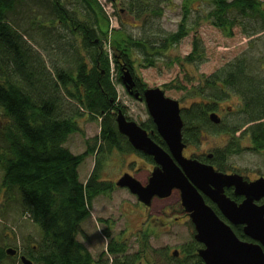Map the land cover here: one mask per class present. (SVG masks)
Wrapping results in <instances>:
<instances>
[{
    "label": "trees",
    "instance_id": "trees-1",
    "mask_svg": "<svg viewBox=\"0 0 264 264\" xmlns=\"http://www.w3.org/2000/svg\"><path fill=\"white\" fill-rule=\"evenodd\" d=\"M185 1L177 30L166 32L152 21L163 16L171 0H121L122 12L141 20L145 28L138 36L112 29L110 38V19L99 0H0V109L6 119L0 127L1 187L7 198L19 201L21 214L38 228L40 237L28 241L24 250L33 264L141 262L147 240L142 250L131 253L126 240L105 230L106 249L95 257L79 239L85 234L82 223L92 216L94 200L114 190V183L102 178L110 154L136 152L155 163L118 130L117 111L126 114L117 90L122 69H130L135 76L138 62L153 65L157 57L164 59V53L180 44L200 20L227 36L237 26L246 37L262 35L258 41L250 40L249 50L191 88L200 100L182 106L184 142L199 146L211 133L226 135L225 145L197 158L227 173H234L228 163L234 155L251 149L264 156V0H196L200 4L195 24L190 21L193 0ZM113 3L119 5L118 0ZM108 40L112 57L106 49ZM55 46L61 54L52 57L49 48ZM204 61L199 38L186 57L169 59L170 65ZM135 80L143 92L148 85L139 77ZM233 96L239 98L237 109L222 117L220 124L213 123L209 114ZM82 118L99 120L101 129L87 139L83 153L75 154L65 143L72 134L86 135ZM140 125L167 148L151 117ZM92 155L93 170L82 182L79 167ZM227 193L236 201L242 199L230 189ZM234 230L242 234V228ZM200 247L196 240L188 243L182 255H172L168 264H205L198 254ZM6 250L0 247V264L4 258H13Z\"/></svg>",
    "mask_w": 264,
    "mask_h": 264
},
{
    "label": "rangeland",
    "instance_id": "rangeland-1",
    "mask_svg": "<svg viewBox=\"0 0 264 264\" xmlns=\"http://www.w3.org/2000/svg\"><path fill=\"white\" fill-rule=\"evenodd\" d=\"M99 1L109 16L110 31L121 28L126 33L138 36L145 28L141 20H134L127 15L126 11L122 12L124 7L120 3L121 0H118L119 5H114L115 3H111L110 0ZM171 3L165 6V13L160 19L152 21L166 32L177 30L182 17L183 4L186 1L171 0ZM199 4V1H192L191 23L195 24ZM148 30L153 31L150 27ZM114 31H111L110 38L113 37ZM261 35L260 33L252 38L246 37L242 28L237 26L234 27L233 35L227 36L221 29L206 20H200L199 25H196L180 44L172 47L169 53H164V59L157 57L153 65H147V63L141 65L138 62L134 72L148 85L147 87H161L167 96L180 101L181 106H188L200 100L191 88L200 86L205 77L235 59L245 50H249L250 40L258 41ZM196 38L200 39L205 50V61L198 64L175 62L170 65L169 59L175 60L177 56L184 58L192 51ZM60 42L65 44L64 41ZM109 46L110 41L108 40L106 49L112 57V50ZM49 50V55L52 57L54 54H61L56 46L55 49L49 48ZM112 76L114 80L118 77L115 66ZM178 84L181 85L178 87ZM117 90L118 100L124 106L127 116L139 124L147 121L150 115L146 103L130 95L122 82L117 84ZM238 106L239 98L233 96L221 102L216 112L221 117L226 115L228 117L230 111H235ZM5 122L6 119L0 109V127ZM80 123L86 135L72 134L65 143V146L75 154L83 153L87 148V139L99 135L101 129L99 120L91 121L88 118H82ZM227 138L226 135L211 133L202 140L199 146L188 145L184 154L207 155L215 148L225 145ZM105 161L102 178L113 182L115 187L113 192L100 195L94 200L92 216L82 223L85 234H81L79 239L95 257L106 249L109 239L105 236V230L116 239L126 240L131 253L142 250L143 242L147 240L148 247L145 248L143 252L145 254L139 264H168L172 261V253L175 250L182 255V247L195 240V229L182 207L180 190H174L167 198H154L148 210L128 188L118 187L116 184L126 172L135 175L143 184H147L155 166L154 163H150L136 152L119 151L110 154ZM228 163L231 167L230 172H238L248 178H258L264 175V156L254 150L248 149L239 155H234ZM94 164L95 156L92 155L80 165L79 174L82 182L87 181ZM1 176L0 172V247H4L5 250L13 248L24 253L28 241L33 242L40 237V234L38 228L21 214L19 201L5 196L4 189L1 187ZM100 219L108 222H101ZM12 257V260L4 258L2 261L4 264H9L8 262L23 264L16 256L12 255Z\"/></svg>",
    "mask_w": 264,
    "mask_h": 264
},
{
    "label": "water",
    "instance_id": "water-1",
    "mask_svg": "<svg viewBox=\"0 0 264 264\" xmlns=\"http://www.w3.org/2000/svg\"><path fill=\"white\" fill-rule=\"evenodd\" d=\"M121 79L130 95L144 100L167 148L119 109L116 115L119 132L128 138L134 149L151 156L155 166L147 184L126 172L116 185L128 188L145 206H151L154 198H167L174 190H180L181 204L194 225L195 240L202 245L198 254L205 264H264V202L260 203L264 200V176L250 181L238 172L219 171L212 163L186 157L180 101L167 96L161 87H146L142 95L135 92V76L126 67L122 69ZM209 117L215 124L222 120L216 111ZM229 188L243 200L238 202L228 195ZM233 226H243L244 235L250 240L241 239ZM6 252L14 255L17 250L8 248ZM178 253V250L173 251V255ZM21 261L33 264L25 255Z\"/></svg>",
    "mask_w": 264,
    "mask_h": 264
},
{
    "label": "flooded vegetation",
    "instance_id": "flooded-vegetation-1",
    "mask_svg": "<svg viewBox=\"0 0 264 264\" xmlns=\"http://www.w3.org/2000/svg\"><path fill=\"white\" fill-rule=\"evenodd\" d=\"M135 78L137 79V75H135ZM137 91H139L140 93H141V95H142V91H140L139 89H138V87H137V83H136V86H135V92H137ZM144 91V90H143ZM180 107L182 108V106L180 105ZM188 146V145H187ZM187 148V147H186ZM185 148V149H186ZM184 149V150H185ZM185 155V154H184ZM186 157H188V158H197V156L196 155H185ZM199 159V158H198ZM205 162V161H204ZM154 165H155V163H154ZM131 174V173H130ZM244 176V175H243ZM262 176H264V175H262ZM262 176H260V177H262ZM260 177H258V178H260ZM244 178L245 179H247V180H250V181H254V180H256V179H258V178H248V177H245L244 176ZM230 190H232V192H233V194H234V189L233 188H229ZM227 191V190H226ZM228 194V193H227ZM229 195V194H228ZM235 195V194H234ZM239 197V196H238ZM242 198V197H241ZM243 200V198L240 200V201H242ZM240 201H238V202H240ZM264 202V200H261L260 201V203H263ZM183 207V206H182ZM147 209L149 210V207H147ZM184 209V208H183ZM187 217H188V215H187ZM192 223V222H191ZM179 252V251H178ZM18 255V256H17ZM23 255H25L22 251H18L17 250V252H16V254H14V256H16L17 258H19L20 260H21V257L23 256ZM172 255H173V253H172ZM178 255H179V253H178ZM174 256V255H173ZM176 256V255H175ZM22 262V261H21Z\"/></svg>",
    "mask_w": 264,
    "mask_h": 264
},
{
    "label": "bare ground",
    "instance_id": "bare-ground-1",
    "mask_svg": "<svg viewBox=\"0 0 264 264\" xmlns=\"http://www.w3.org/2000/svg\"><path fill=\"white\" fill-rule=\"evenodd\" d=\"M121 75H122V72H121ZM122 80V79H121ZM123 83V82H122ZM141 101H144V100H141ZM171 196V195H170ZM145 207H151V206H145ZM93 212V211H92ZM187 213V212H186ZM187 215H188V217L190 218V216H189V214L187 213ZM190 220H191V218H190ZM234 227H240V228H242V234L239 236L238 234V236L241 238V239H243V240H250L249 238H247L245 235H244V232H243V226H233V228ZM195 236V235H194Z\"/></svg>",
    "mask_w": 264,
    "mask_h": 264
}]
</instances>
